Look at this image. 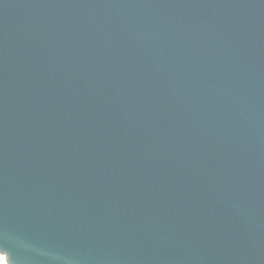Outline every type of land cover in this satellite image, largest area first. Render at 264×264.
Masks as SVG:
<instances>
[{"label":"water","instance_id":"1","mask_svg":"<svg viewBox=\"0 0 264 264\" xmlns=\"http://www.w3.org/2000/svg\"><path fill=\"white\" fill-rule=\"evenodd\" d=\"M3 264H264V0H0Z\"/></svg>","mask_w":264,"mask_h":264},{"label":"bare ground","instance_id":"2","mask_svg":"<svg viewBox=\"0 0 264 264\" xmlns=\"http://www.w3.org/2000/svg\"><path fill=\"white\" fill-rule=\"evenodd\" d=\"M0 263H1V264H3V262H2V261H0Z\"/></svg>","mask_w":264,"mask_h":264},{"label":"built area","instance_id":"3","mask_svg":"<svg viewBox=\"0 0 264 264\" xmlns=\"http://www.w3.org/2000/svg\"><path fill=\"white\" fill-rule=\"evenodd\" d=\"M1 264V263H0Z\"/></svg>","mask_w":264,"mask_h":264}]
</instances>
